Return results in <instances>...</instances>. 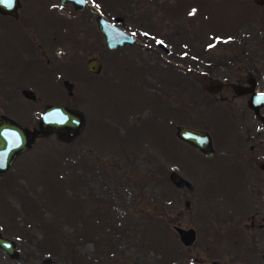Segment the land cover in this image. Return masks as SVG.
Listing matches in <instances>:
<instances>
[{"label": "rangeland", "instance_id": "obj_1", "mask_svg": "<svg viewBox=\"0 0 264 264\" xmlns=\"http://www.w3.org/2000/svg\"><path fill=\"white\" fill-rule=\"evenodd\" d=\"M20 1L16 18L0 15V113L32 128L54 103L84 121L69 140L38 135L0 174V235L16 252L0 249V264H264L250 163L205 158L174 135V123L201 126L207 102L246 108L203 82L264 68V0ZM95 10L134 42L107 49Z\"/></svg>", "mask_w": 264, "mask_h": 264}, {"label": "water", "instance_id": "obj_2", "mask_svg": "<svg viewBox=\"0 0 264 264\" xmlns=\"http://www.w3.org/2000/svg\"><path fill=\"white\" fill-rule=\"evenodd\" d=\"M60 5L69 3L73 9L82 8L87 0H57ZM256 4H262L263 0H253ZM20 7L19 0H11V7L7 2L0 3V15H9L14 18L17 16V9ZM94 21L96 29L103 37V44L107 49H113L123 44H131L134 42V36L113 22L105 19L99 12L95 10ZM42 53V51H41ZM84 68L92 73H98L101 69V61L97 56H90L84 60ZM207 86L209 92H214L221 87V82L215 80ZM62 86L66 89L67 94L71 93L72 83L62 80ZM235 89V88H234ZM237 93L241 90L235 89ZM20 93L29 99L34 98L32 90L22 88ZM262 93L252 94L247 105L253 110L255 118L260 119L264 123V116L258 111V107L262 103ZM257 99V103L255 100ZM83 114L75 109L69 108L62 104H45L37 120L35 127L28 128L25 124L17 122L3 113H0V174L4 173L14 159L15 155L28 149L32 141L38 135L49 134L54 131L57 138L69 140L77 135L79 129L83 125ZM174 135L180 141L189 144L196 151L206 157H210L214 150L211 146L209 133L205 129H199L183 124L174 125ZM169 180L176 186L180 182L187 184L182 177L171 170L168 173ZM264 202V188L262 193ZM174 230L179 241L184 245H189L195 236L192 227L174 226ZM0 249L9 256L15 255L14 243L11 239L0 235ZM213 264H216L213 261Z\"/></svg>", "mask_w": 264, "mask_h": 264}, {"label": "flooded vegetation", "instance_id": "obj_3", "mask_svg": "<svg viewBox=\"0 0 264 264\" xmlns=\"http://www.w3.org/2000/svg\"><path fill=\"white\" fill-rule=\"evenodd\" d=\"M19 2L21 5L20 0ZM41 51L40 49V52ZM236 57L240 56L236 55ZM215 80H219L222 87L226 86L232 91V98L244 96V105L246 108L244 110L241 109V106H237L233 101H229L228 104H224L222 107H219L218 104H213V102H207V107H205L204 110V121L201 126L183 125L207 130L214 152L210 157H206L192 148L189 144H186L205 158L214 159L226 157L229 159L246 160L250 163L251 171H254L252 179V181H254V197L263 211V214L260 216V220L262 221L264 220V202L262 200L264 188V123L260 119L254 117L253 110L247 105V100L254 93H262V103L258 107V111L264 116V68L262 70H257V68L251 67L245 71L243 77L240 78L236 76L235 80L232 81L223 82L218 78H211L203 82L206 91H208L207 86H211L210 83ZM234 88L236 90H241L242 93H237ZM255 102L257 103V99ZM231 103L233 107H230ZM183 109L184 114L187 113V109ZM186 117L188 116L186 115ZM249 120L251 123H249ZM253 121L258 123L259 129L263 132L259 130L253 133ZM175 124L176 123H174V125ZM229 132L232 136L231 139L228 137ZM253 142H256V144ZM231 155H236V157H231ZM253 211L252 213H248L249 218L252 220L255 213ZM249 225L252 227L253 223ZM256 226H261V223H256Z\"/></svg>", "mask_w": 264, "mask_h": 264}, {"label": "trees", "instance_id": "obj_4", "mask_svg": "<svg viewBox=\"0 0 264 264\" xmlns=\"http://www.w3.org/2000/svg\"><path fill=\"white\" fill-rule=\"evenodd\" d=\"M152 33H153V32H152ZM153 34H154V33H153ZM156 35H158V34H156ZM180 112H181V111H180ZM73 203H74L75 205H80V204H79V201H77V202H73ZM80 220H83L82 223L85 221V219H83V218H82V219H77V221H80ZM149 224L152 225L153 222H150Z\"/></svg>", "mask_w": 264, "mask_h": 264}, {"label": "snow or ice", "instance_id": "obj_5", "mask_svg": "<svg viewBox=\"0 0 264 264\" xmlns=\"http://www.w3.org/2000/svg\"><path fill=\"white\" fill-rule=\"evenodd\" d=\"M7 2L8 6L11 7V0H0V3Z\"/></svg>", "mask_w": 264, "mask_h": 264}]
</instances>
